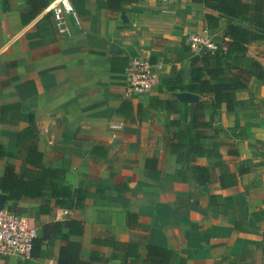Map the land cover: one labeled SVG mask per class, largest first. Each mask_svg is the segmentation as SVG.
Returning a JSON list of instances; mask_svg holds the SVG:
<instances>
[{
	"label": "crops",
	"instance_id": "1",
	"mask_svg": "<svg viewBox=\"0 0 264 264\" xmlns=\"http://www.w3.org/2000/svg\"><path fill=\"white\" fill-rule=\"evenodd\" d=\"M70 2L75 20L57 23L44 8L23 24L24 0H0V107H6L0 145L8 153L0 156V174L7 164L19 174L52 169L58 182L85 192L78 207L59 206L47 194L24 196L13 210L37 228L82 221L83 233L72 239L92 264H150L147 245L170 250L168 264H252L264 241V78H251L252 96L243 105L213 116L222 129L215 135L219 152L237 183L221 187L224 168L216 167L195 201L191 184L175 180L165 114L150 108L148 98L172 97L160 84L171 69L188 82L193 53L185 39L206 28L210 11L191 0H137L117 12L98 8L96 0ZM224 24L208 29L214 38ZM247 53L264 69V42L249 43ZM134 55L154 64L158 82L128 98L123 73ZM112 119H123L124 129L110 131ZM231 145L235 156L226 155ZM215 161L198 163L213 167ZM240 167L250 170L239 174ZM42 204L52 212L40 213ZM60 244L59 238L41 241L31 259L0 257V264H56Z\"/></svg>",
	"mask_w": 264,
	"mask_h": 264
},
{
	"label": "trees",
	"instance_id": "2",
	"mask_svg": "<svg viewBox=\"0 0 264 264\" xmlns=\"http://www.w3.org/2000/svg\"><path fill=\"white\" fill-rule=\"evenodd\" d=\"M137 0H96L98 8L108 11L126 10L127 4ZM201 3L210 12L204 14L205 26L214 31L224 19L225 24L221 36L214 38L216 49L194 53L189 59V80L183 83L180 73L171 69L169 77L162 79L160 84L168 88L172 97L167 99L150 96V108L164 112V126L169 133L168 146L175 156L178 168L175 180L191 184V198L200 185L214 180V168L223 167L217 180L221 187L235 185L236 174L229 171L219 152L220 142L215 135L222 129L213 125L214 114L222 107L232 111L245 102L244 96H252L249 91L251 78H264L263 66L247 53L251 42H264V0H191ZM26 10L21 12L23 24L35 18L50 0H24ZM188 91L198 94L197 102H183L175 97L176 92ZM160 92V89H159ZM6 107L1 106L4 113ZM209 116L206 119V116ZM24 117V116H22ZM29 121H32L29 117ZM237 129L231 131L235 133ZM31 150H35V144ZM0 145V156L7 155ZM237 151L231 145L226 155L235 156ZM201 159H218L214 166L199 164ZM249 167H240L239 174L249 172ZM19 174L12 165L7 164L0 174V193L6 196L7 209L13 210V203L20 198L42 197L48 194L55 199V204L64 206H81L85 192L81 189L71 190L56 180L57 175L52 169H28ZM40 213H51L44 204L40 205ZM83 233L82 221L74 218L44 222L37 228L32 255L41 241L59 238L56 264H92L91 259H83L79 252L81 244L73 240V236ZM264 235V233H263ZM262 245V243H261ZM261 247V246H260ZM260 249V248H259ZM171 251L151 245L146 246L145 261L150 264H168ZM129 264H140L131 261Z\"/></svg>",
	"mask_w": 264,
	"mask_h": 264
},
{
	"label": "built area",
	"instance_id": "3",
	"mask_svg": "<svg viewBox=\"0 0 264 264\" xmlns=\"http://www.w3.org/2000/svg\"><path fill=\"white\" fill-rule=\"evenodd\" d=\"M46 8L57 23H61L65 17L75 20L70 0H52ZM185 43L193 54L203 49H216L214 36L207 28L188 34ZM123 77L124 94L128 98L147 93L158 82L154 64L148 58L138 55L128 58ZM125 124L123 119H112L107 123V128L112 132H120ZM36 236L37 227L30 217L5 207L0 209V257L20 261L31 259Z\"/></svg>",
	"mask_w": 264,
	"mask_h": 264
},
{
	"label": "water",
	"instance_id": "4",
	"mask_svg": "<svg viewBox=\"0 0 264 264\" xmlns=\"http://www.w3.org/2000/svg\"><path fill=\"white\" fill-rule=\"evenodd\" d=\"M203 49L202 51H204ZM175 97L183 102H197L199 100V95L195 93H191L188 91H181V92H176ZM4 201H5V195L0 194V209L4 207Z\"/></svg>",
	"mask_w": 264,
	"mask_h": 264
},
{
	"label": "rangeland",
	"instance_id": "5",
	"mask_svg": "<svg viewBox=\"0 0 264 264\" xmlns=\"http://www.w3.org/2000/svg\"><path fill=\"white\" fill-rule=\"evenodd\" d=\"M39 222H41V220L36 218L35 223L38 225ZM259 248L260 249L258 251V258L252 264H264V241H263L261 247H259ZM5 264H6V262H5Z\"/></svg>",
	"mask_w": 264,
	"mask_h": 264
}]
</instances>
